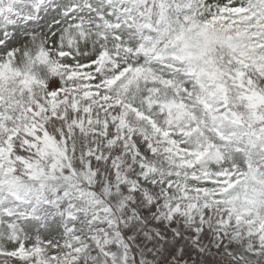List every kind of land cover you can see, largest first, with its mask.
<instances>
[{
    "label": "clouds",
    "instance_id": "clouds-1",
    "mask_svg": "<svg viewBox=\"0 0 264 264\" xmlns=\"http://www.w3.org/2000/svg\"><path fill=\"white\" fill-rule=\"evenodd\" d=\"M0 264H264V0H0Z\"/></svg>",
    "mask_w": 264,
    "mask_h": 264
}]
</instances>
